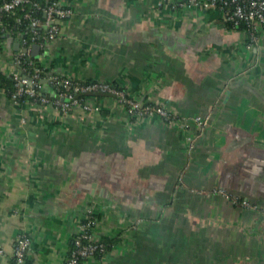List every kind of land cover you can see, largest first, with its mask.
Listing matches in <instances>:
<instances>
[{"label": "crops", "instance_id": "1", "mask_svg": "<svg viewBox=\"0 0 264 264\" xmlns=\"http://www.w3.org/2000/svg\"><path fill=\"white\" fill-rule=\"evenodd\" d=\"M59 2L58 34L33 57L171 118L134 119L108 96L65 114L0 89V264L22 234L27 264H65L89 214L115 241L82 264H264V31L250 45L225 11L191 3ZM16 43L0 29V72Z\"/></svg>", "mask_w": 264, "mask_h": 264}, {"label": "built area", "instance_id": "2", "mask_svg": "<svg viewBox=\"0 0 264 264\" xmlns=\"http://www.w3.org/2000/svg\"><path fill=\"white\" fill-rule=\"evenodd\" d=\"M173 7L176 5L194 4L202 8L216 7L227 13V20L232 23L233 27L241 24L245 25L246 32L249 35L250 45L257 41L260 33L264 31V0H165ZM32 4L37 9H42L40 4L35 0H3L0 3V29L6 31L2 22V14L10 12L16 8L23 11L26 5ZM45 11V20L32 15L31 12L25 11L23 19L29 21L30 30L20 31L18 33V42L20 50L14 54L15 70L11 76L15 80L16 91L12 98L17 99L23 95H29L38 100L40 106H51L62 113H69L77 107H82L86 112H98L100 107L90 103V98L96 96H108L115 99L122 105L130 117L134 119L159 115L170 119V115L162 106L146 102L141 98L130 93L127 89L122 88L111 82L106 81H80L68 76L54 74L47 71L44 64L36 66L35 58L32 55V47L35 44L43 49L47 44L53 41L58 34L56 21L64 17L67 10L64 9L59 0L54 1ZM23 19H19L22 22ZM44 28V34L38 31ZM26 49V51H23ZM49 83L53 89V95L41 94L45 84ZM206 119L198 117L195 122L203 125ZM223 195L231 200L239 201V198L226 191ZM243 204L247 205V201ZM98 223V219L93 214H89L86 220L80 225L78 233L75 235L74 249L65 264H78L80 259H88L96 255L106 253V245L93 234V228ZM30 238L22 234L19 236L14 251V264H25L28 250L30 247ZM2 250H0V254Z\"/></svg>", "mask_w": 264, "mask_h": 264}, {"label": "trees", "instance_id": "3", "mask_svg": "<svg viewBox=\"0 0 264 264\" xmlns=\"http://www.w3.org/2000/svg\"><path fill=\"white\" fill-rule=\"evenodd\" d=\"M35 1L40 4L42 9H37L32 4H28V5H26L25 11L31 12L33 16L44 21L45 20V11L43 10V8H47L49 5H51L56 0H35ZM25 11H23L21 8H16L10 12H4L2 14V22H3L4 27L6 28V31H3L4 34L11 36L12 39H14V40H18V33L20 31L31 29L30 25H29V21L23 19V15H24ZM20 18L23 19L22 22H19ZM229 24L232 26L231 22H229ZM236 27L239 28L240 30H246V27L243 24L236 26ZM38 31L40 32L41 35L44 34L43 29H39ZM35 62H36V66H40L41 63L39 62L38 59H35ZM122 88H124V87H122ZM0 89H4L8 93V95L10 97H12L13 93H15V91L17 89L15 86L14 78L11 75L0 72ZM41 94H47L48 96L50 95V94L46 93L45 91H43V92H39L37 96H41ZM17 101L20 103L26 102V101H31V102H34L35 104H39L37 99L35 100L34 97H31L29 95H23V96L19 97L17 99ZM75 238H76V236H74V238H73L70 253H69L67 259L70 257L71 251L74 249ZM100 240L106 245V253H108L111 250L112 245H113L115 240L109 239L105 236L100 237ZM106 253H104L102 255H96L95 257H104ZM83 260H85V259H83V258L80 259L78 264H82ZM11 264H14V260L12 261ZM25 264H27V262Z\"/></svg>", "mask_w": 264, "mask_h": 264}, {"label": "water", "instance_id": "4", "mask_svg": "<svg viewBox=\"0 0 264 264\" xmlns=\"http://www.w3.org/2000/svg\"><path fill=\"white\" fill-rule=\"evenodd\" d=\"M16 50L19 51L20 50V43H16ZM23 51H26V49H23ZM32 55L35 58H38L40 55V46L38 44L33 45L32 47Z\"/></svg>", "mask_w": 264, "mask_h": 264}]
</instances>
